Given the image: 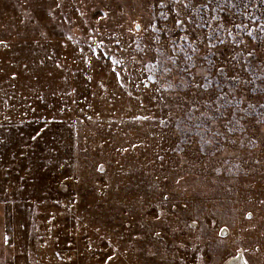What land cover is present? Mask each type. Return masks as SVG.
Listing matches in <instances>:
<instances>
[{
  "label": "rangeland",
  "instance_id": "374dc122",
  "mask_svg": "<svg viewBox=\"0 0 264 264\" xmlns=\"http://www.w3.org/2000/svg\"><path fill=\"white\" fill-rule=\"evenodd\" d=\"M262 26L260 0H0L23 264H264Z\"/></svg>",
  "mask_w": 264,
  "mask_h": 264
},
{
  "label": "crops",
  "instance_id": "0c3cea01",
  "mask_svg": "<svg viewBox=\"0 0 264 264\" xmlns=\"http://www.w3.org/2000/svg\"><path fill=\"white\" fill-rule=\"evenodd\" d=\"M2 218V209L0 208V220ZM9 233L3 221H0V264H23V257L17 256L12 247L7 246Z\"/></svg>",
  "mask_w": 264,
  "mask_h": 264
},
{
  "label": "bare ground",
  "instance_id": "6f19581e",
  "mask_svg": "<svg viewBox=\"0 0 264 264\" xmlns=\"http://www.w3.org/2000/svg\"><path fill=\"white\" fill-rule=\"evenodd\" d=\"M226 264H245L241 257H232Z\"/></svg>",
  "mask_w": 264,
  "mask_h": 264
},
{
  "label": "snow or ice",
  "instance_id": "6c2138e0",
  "mask_svg": "<svg viewBox=\"0 0 264 264\" xmlns=\"http://www.w3.org/2000/svg\"><path fill=\"white\" fill-rule=\"evenodd\" d=\"M209 2H211V0H209ZM260 2L261 3H264V0H260ZM137 27H139L138 25H137ZM262 30H264V26H262ZM249 35H252V33L251 32H249L248 33ZM222 42V41H221ZM249 55H251V53H249ZM113 63L115 64V63H119L118 61H113ZM219 71L221 72V73H223V69L221 68V69H219ZM117 79L119 80L120 79V76H119V73H117ZM234 79V78H233Z\"/></svg>",
  "mask_w": 264,
  "mask_h": 264
}]
</instances>
